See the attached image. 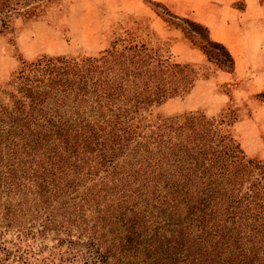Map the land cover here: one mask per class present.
<instances>
[{
    "label": "rangeland",
    "instance_id": "rangeland-1",
    "mask_svg": "<svg viewBox=\"0 0 264 264\" xmlns=\"http://www.w3.org/2000/svg\"><path fill=\"white\" fill-rule=\"evenodd\" d=\"M232 51L248 61L243 76ZM56 75L67 80L55 90L60 112L82 102L83 118L107 127L101 134L116 125L115 134L207 156L193 170L209 168L264 213V0H0V109L28 107L22 90ZM31 243L46 245L42 259L56 241Z\"/></svg>",
    "mask_w": 264,
    "mask_h": 264
},
{
    "label": "trees",
    "instance_id": "trees-1",
    "mask_svg": "<svg viewBox=\"0 0 264 264\" xmlns=\"http://www.w3.org/2000/svg\"><path fill=\"white\" fill-rule=\"evenodd\" d=\"M65 81L36 79L22 90L28 107L0 109V264H264L262 204L193 170L207 156L116 125L101 134L82 102L60 112ZM38 239L56 241L49 257H36Z\"/></svg>",
    "mask_w": 264,
    "mask_h": 264
},
{
    "label": "crops",
    "instance_id": "crops-1",
    "mask_svg": "<svg viewBox=\"0 0 264 264\" xmlns=\"http://www.w3.org/2000/svg\"><path fill=\"white\" fill-rule=\"evenodd\" d=\"M232 53H233V51H232ZM233 55L235 57L236 73H237L238 76L240 74L242 75L243 74V70H244V66L245 65H248V61H244L243 59H240V57L236 53H233ZM221 74H222V77L223 78H227L226 77L227 76V72L222 71ZM204 82H207V84H209V86L211 88L212 96L214 97V99L217 102H219V103H221L222 101L225 102L226 98L224 96H222V95H220V94H218V93L215 92V87L217 86L216 81H214V80H206Z\"/></svg>",
    "mask_w": 264,
    "mask_h": 264
}]
</instances>
